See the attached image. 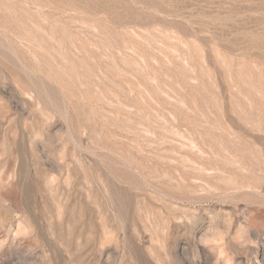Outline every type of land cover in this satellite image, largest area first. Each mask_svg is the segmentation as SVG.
<instances>
[{
    "label": "rangeland",
    "instance_id": "rangeland-1",
    "mask_svg": "<svg viewBox=\"0 0 264 264\" xmlns=\"http://www.w3.org/2000/svg\"><path fill=\"white\" fill-rule=\"evenodd\" d=\"M0 264H264V0H0Z\"/></svg>",
    "mask_w": 264,
    "mask_h": 264
}]
</instances>
